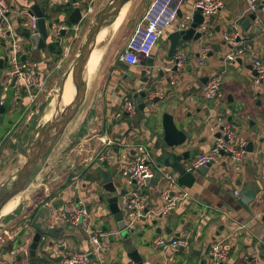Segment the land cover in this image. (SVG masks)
Masks as SVG:
<instances>
[{"label": "crops", "instance_id": "crops-1", "mask_svg": "<svg viewBox=\"0 0 264 264\" xmlns=\"http://www.w3.org/2000/svg\"><path fill=\"white\" fill-rule=\"evenodd\" d=\"M6 1L11 9L8 28L15 30L22 27L25 30L30 29L29 17L25 11H21L30 8L35 2L44 4L49 0ZM107 1L97 0L96 10ZM136 1L128 7L125 19L122 16L121 20L124 21H121L117 30L121 34V30L126 28L127 32L121 42L124 44L122 53L151 2L139 1L135 8ZM196 1L180 0L178 22L159 39L151 56L143 57L139 64L131 65L123 61L122 53L116 61L106 62L105 49L94 77H98V89L91 93L88 89L84 104L52 151L48 164L24 192L23 200L20 202V195L5 214L20 202L19 205L1 218L0 235L10 226L21 228V231L12 240L5 243L0 241V264H18L21 256L13 257L10 251L15 249L17 242L22 244L25 241L30 247L36 232L32 221L41 207L51 209L53 217L50 226L62 227L63 230L59 237L44 235V245L38 248L36 258L30 255L26 260L29 264H59L60 256L63 259L68 253L89 250L91 243L85 231L80 227L69 228L60 217L68 201L86 203L96 226L111 233L106 239L104 258L96 261V264H132L127 253L134 248L144 256L145 264H214L209 254L211 245L231 232L234 233L233 247L228 260L221 264H264V232L260 230L264 225V79L259 85L252 83L256 75L253 54L258 53L264 62V27L255 18L251 20L250 28L245 30L238 19L252 14L247 11L246 1L224 0V9L214 17L205 18V23L197 28L203 33L199 39L180 42L177 48L185 50L189 60L185 67L174 71L175 59L169 56L171 42L168 34L183 28L181 25L184 23L185 29L190 27L196 13ZM65 3V0H56L48 11V19L61 17ZM75 6L72 4L70 12ZM65 17L66 20L60 24L69 28L65 35L62 34L60 43L53 48L33 51L26 37L21 33H12L22 38L21 57L26 54V58L21 60L37 65L42 89L35 100L30 98L24 88L9 90L4 98L2 104L6 111L0 113L1 165L11 163L7 156L13 149L16 150V141L27 144L29 139L24 133H29L33 128L27 126L33 113H40L41 108H44L41 97L47 91L45 87L51 82L50 77L61 70L60 76L54 78L57 83L65 74L62 69L71 49L70 40L83 26L82 21L71 23L67 20L68 15ZM93 17L89 18L90 22ZM20 18L23 19L21 22ZM75 26L79 27L78 31L73 28ZM235 31L240 36L235 41H226L224 35ZM10 39L7 36L0 38V64L3 65L0 69V95L10 67ZM242 44L250 45L252 52L225 62L226 53ZM59 51H62L61 54ZM205 53L204 64L201 65L199 60ZM5 57L8 60H3ZM150 58L154 59V68L148 64ZM61 61V67L55 68ZM167 67L171 68V72L167 71ZM152 69L154 74L149 77ZM160 70L163 76L159 75ZM217 73L223 74L224 96L219 100H205L202 96L205 84ZM142 91L147 92L143 98L145 109L138 108L133 115L123 113L125 99L131 98L137 102L136 97L129 95L137 93L139 96ZM156 97L158 101H154ZM164 112L173 114L179 128L190 135L188 143L179 148V151L191 150L192 157L187 164L197 155L211 149L221 123L230 124L246 142L247 156L240 164L224 157L220 162L211 164L205 175L195 170L196 180L192 186L177 184L175 188V191H187L189 195L179 202L174 211L162 217L156 214L162 204L157 198L165 180L158 185L149 184L146 187V193L150 196L149 211L144 216L146 220L140 219L135 224V231L131 232V239L124 240L107 202L113 194L103 188L105 173H109L116 183L119 206L123 210L126 195L133 183L124 176L123 171L136 161L133 155L135 146L142 145L145 148L155 170L160 167L157 159L162 156L161 146L165 144L162 125ZM251 147L253 151L249 150ZM17 156L22 158L18 152L13 158ZM16 162L22 161L18 159ZM0 175L3 173L0 172ZM123 190L124 193H121ZM252 195L256 197L247 208L244 203L247 204ZM21 220H25V223L17 225ZM40 221L42 218L38 219ZM26 230L30 232L29 235L25 234ZM185 235L190 240L188 248L175 250L155 243L160 236L172 239ZM51 242L52 246L49 245Z\"/></svg>", "mask_w": 264, "mask_h": 264}, {"label": "built area", "instance_id": "built-area-1", "mask_svg": "<svg viewBox=\"0 0 264 264\" xmlns=\"http://www.w3.org/2000/svg\"><path fill=\"white\" fill-rule=\"evenodd\" d=\"M55 3L56 0H49ZM66 2L68 0H65ZM247 11L256 14V21L264 27V0H245ZM82 10V21L86 18H92L96 10L97 0H78ZM180 0H151L141 21L133 31L127 41L126 48L121 54V59L131 65H137L141 62V56L148 58L151 56L159 39L172 29L177 21ZM225 7L224 0H197L195 4L196 11H199L205 18L218 15ZM11 12L10 6L6 0H0V38H6L8 17L7 12ZM29 17L31 31L38 29V17L35 14L28 13V9L22 10ZM22 14V13H21ZM190 17L188 16V20ZM185 29V23L181 25ZM69 28L61 24L56 25L53 29V35L56 39H62L60 31ZM76 31L78 26L73 27ZM240 34L235 31L231 34H225L226 41H235ZM22 38L11 36L9 50V70L6 74V81L1 87V102H3L9 90L23 89L27 91L30 98L35 100L37 93L42 89V79L39 75L36 64H29L21 60ZM247 52H252L250 45L242 44V46L234 47L224 57L225 62L234 61L237 57ZM68 54V53H67ZM65 54V56H67ZM206 53L199 60L204 64ZM177 59L178 69L186 66L189 56L187 52L181 48H177L174 54ZM59 62L55 68L61 67ZM253 66L256 70L255 83L260 84L264 79V62L258 53L253 54ZM54 69V68H53ZM52 69V70H53ZM167 71L171 72V68L167 67ZM202 96L205 100H219L223 94V74L217 73L210 77L205 84ZM154 95L151 96L153 100ZM194 100V97L191 98ZM138 104L131 98H126L122 107L123 113L133 115L137 113ZM218 134V136H217ZM217 134L214 145L206 153H202L194 157L189 164L186 165L188 171L197 170L204 165L215 164L220 162L224 157H229L232 161L240 164L247 156L246 142L237 134L236 130L228 123H221L217 128ZM134 157L136 161L130 163L124 169L123 174L133 181L132 188L126 195L123 211L127 217L128 227H133L147 212L150 196L146 193V187L150 184V180L155 175V169L150 162V157L142 145L134 148ZM165 185L161 190L158 201H161L160 210L156 213L159 216L170 214L176 209L179 202L187 197V191H175L177 185V175L169 170L163 171ZM238 193V192H237ZM264 203V197L263 201ZM60 217L64 220L69 228L80 227L88 235L92 246L89 250L71 252L63 256L59 264H96L104 258L107 249L106 239L111 233L100 229L96 226L91 211L86 203L68 201L62 211ZM21 229L9 230L5 229L0 235V241L5 243L14 239L20 233ZM234 233H230L225 237L217 239L210 248L209 254L214 264H221L228 260L233 244L232 238ZM41 240H45L42 236ZM156 245H162L165 248L177 250L180 247L188 248L190 240L188 235L167 239L160 236L156 240ZM105 252L103 253V251ZM10 254L13 257L18 255L27 260L30 257V248L28 246L19 249H11ZM8 264V263H7Z\"/></svg>", "mask_w": 264, "mask_h": 264}, {"label": "water", "instance_id": "water-1", "mask_svg": "<svg viewBox=\"0 0 264 264\" xmlns=\"http://www.w3.org/2000/svg\"><path fill=\"white\" fill-rule=\"evenodd\" d=\"M133 1L134 0H108L95 13L91 21V26L86 33L85 39L79 47V52L76 56V59L73 62L71 69L65 73L62 79L60 90L56 95V112L54 113L53 117L49 121H46L37 134H34L32 137H30L26 145H23L19 141L15 142L16 151L25 157V161L4 182L0 183V221L3 216L2 211L6 205L17 196L23 194L33 183L36 176L48 164L47 161L52 151L55 149L59 140L64 135L67 127L75 119L76 115L84 104L88 91V82L85 79L86 65L90 57V53L96 45L99 33L108 25L114 23L123 7L127 4H131ZM72 4H76V6L70 12ZM79 4L80 3H78V0L67 1L65 3V7L63 8L61 17L58 16L55 19H48V11L53 8L54 4L50 1H46L44 4L35 2L30 5V8H28V13L35 14L38 17V29L31 31L30 29L22 30V27H19L18 29L13 30L8 28L7 22V30L5 34L7 37H11L14 36L12 35L13 32L16 34L21 33L29 41L30 47L33 51H38L45 48H53L55 44L60 43V41L53 35V29L57 24L59 25L66 20V15H68L67 20L71 23H80L82 21L81 5ZM10 13V11L7 12L5 16L9 17ZM255 18L256 14L252 13L249 17L243 16L239 18L238 22L245 30H248L250 28L251 20H254ZM22 20L23 19L20 18L19 22ZM204 23L205 17L199 11H196L189 28L175 29L169 32L168 39L171 42L169 56H174V53L182 40H190L191 38L199 39L203 33L197 31V28ZM66 32L67 28H64L60 31V33L63 35H65ZM2 44L5 45V42H2ZM25 58L26 54H23L21 59L25 60ZM141 58H143V56H141ZM3 60H8V57H5ZM148 62V64L154 68V59L150 58ZM177 62V59H175L173 66L174 71L178 70ZM2 67L3 65L0 64V69H2ZM153 74L154 69L149 72V77H151ZM159 75L163 76V71L160 70ZM70 76L75 89V95L73 101L69 105H65L62 108V104L60 102L62 100L66 82ZM146 95L147 92L142 91L139 93V96L137 93L129 96L136 97L138 108L143 110L146 107V103L143 99ZM154 101H158V97H156ZM211 101L214 100L211 99ZM231 108L233 109V107ZM5 111L6 107L1 103L0 95V113ZM39 118H41L40 113H33L27 126L31 125V127H35L39 122ZM162 125L164 132L163 139L165 144L164 146H161L162 156L157 159V164L160 167L156 169L154 177L150 180V184L158 185L160 182H163V171L170 169L177 174V184L179 186L190 187L196 180L195 170L188 171L186 169V164L188 160L191 159L192 153L190 149L179 151L180 147L188 143L190 135L186 130L179 128L175 116L171 113H163ZM261 141H263V139H261ZM249 150L253 151L252 147ZM13 161H15V159H13ZM210 165L211 164L202 166L198 169V172L205 175L207 168ZM105 180L106 181L103 184L104 190L109 194H113L107 199L110 211L118 222V227L121 230L124 240H130L131 232L135 231V225L131 228L128 227L126 214L119 206L120 196L118 194L116 183L111 178L109 173H105ZM121 193H124V190L121 191ZM255 197L256 195L249 196L248 203H244L247 208H249V204L255 199ZM148 211L149 208H146L145 212ZM52 215L51 209L47 207H41L33 218L32 225L36 229V232L29 247L32 258H36L38 248L40 245H44L42 244L43 242L41 240L43 235L59 237L63 230L62 227L50 226L49 222L53 217ZM39 218H42V221L38 222ZM142 218L146 220V217ZM260 230L264 232V225L260 227ZM157 232L160 233V229H158ZM49 245L52 246L53 242L49 243ZM127 256L129 257L132 264H145V258L141 253H139L137 248L130 250L127 253ZM165 257L169 258V256ZM58 260H62V256H60Z\"/></svg>", "mask_w": 264, "mask_h": 264}, {"label": "rangeland", "instance_id": "rangeland-1", "mask_svg": "<svg viewBox=\"0 0 264 264\" xmlns=\"http://www.w3.org/2000/svg\"><path fill=\"white\" fill-rule=\"evenodd\" d=\"M139 1H142V0H138V1L135 2V6H134L135 8H136V4L139 3ZM131 4H129V6ZM81 24L83 25V26H81V29L77 32V34H73L74 36L72 38V41L70 40L71 49H70V52L68 54V58L65 61L64 67L62 69L63 71H65V73H67L71 69L72 64L75 61L76 56H77V54L79 52V47H80L81 43L84 41L86 33L88 32V30H89V28L91 26V22H90L89 18L84 19L81 22ZM121 31H122L121 34H120L119 31H117V33H115L113 36H111L109 38V40L107 41V43H106V49H107V57H106L107 60H106V62L108 60L109 61L110 60L116 61L117 59H119L120 54L123 51V47L122 46L124 44H121V42L124 40L123 36L127 32H126V28H123V30H121ZM60 74H61V70L60 71H56L52 75V77H50V79H49L51 82L48 84L47 87H45L47 89V91L45 90L43 92V96L41 97V99L43 101V107H44V108H41V111H40V117L41 118H40L38 124L35 127H33L32 130L29 131V133L28 132L24 133L25 137H27L28 139H30V137H32L34 134H37L40 131L41 127L46 123V121L43 120V115L45 114L46 109L50 108L49 104L52 101V99L57 97L56 95L58 94V92L60 90V85H61L62 79H63V77L65 75L64 74L62 79L60 78V80L56 83L54 81V78L56 79L58 76H60ZM97 78L98 77L96 76V78L90 84H88V89H89L90 93L95 91L96 89H98L97 86H96V85H98V82L96 81ZM52 81H54V82H52ZM252 83L256 85L255 79H253ZM61 107L63 108L64 106L62 105ZM55 112H56V106H55ZM16 153H17V151L15 149H13V151H11L10 156H7V160L11 161V163L9 165L8 164L7 165H1L0 164V168H1L0 172L3 173L2 176L0 175V183L4 182L6 180V178H8L12 174L11 172L12 171L14 172L15 168H19L23 164V162L25 161V157L24 156H22V158H18L19 156L13 158L16 155ZM79 155L82 156V153H79ZM12 159H16V160L21 159L22 162L19 163V162H16V160L13 161ZM24 223H25V220H21V222H18L17 225H19V224L23 225ZM8 229L9 230H18V227L10 226V227H8ZM19 229H21V228H19ZM25 234L29 235L30 232L26 230ZM105 244H106V241H105ZM23 246L24 247L28 246V243H26L24 241L22 244H18V242H17V243H15L14 248L15 249H19L20 247H23ZM91 246H92V243H91ZM104 252H105V250L103 251V253ZM18 264H29V261H26L24 258H21L18 261Z\"/></svg>", "mask_w": 264, "mask_h": 264}, {"label": "bare ground", "instance_id": "bare-ground-1", "mask_svg": "<svg viewBox=\"0 0 264 264\" xmlns=\"http://www.w3.org/2000/svg\"><path fill=\"white\" fill-rule=\"evenodd\" d=\"M128 7L129 4L125 5L122 9V11L120 12L119 16L117 17V19L115 20L114 23H112L111 25H108L107 27H105L98 35L97 38V42L96 45L94 46V48L92 49L91 53H90V57L88 59L87 65H86V70H85V79L88 82V84H90L94 77L95 74L97 72V68L99 66V63L101 61V58L105 52L106 49V43L109 40V38L116 33V31L119 29L120 25L122 24V22L125 19L124 15L125 13L127 14L128 12ZM124 15V19L123 21L122 16ZM122 21V22H121ZM75 95V89L72 83V79L71 76L68 78V81L66 82L65 88H64V93L62 95V100H61V104L63 106L65 105H69L74 98ZM50 108H48L45 112V114L43 115V120L44 121H49L54 113H55V106H56V98H54L52 100V102L49 104ZM20 196V195H19ZM19 196H17L15 199H17ZM25 197V194H21V200L20 202L23 200V198ZM13 199L12 201H10L6 207L3 209L2 211V215H8L10 214L18 205L16 204V206L14 207L13 210H11L9 213L5 214L6 211L8 210V208L11 206L12 202L15 200Z\"/></svg>", "mask_w": 264, "mask_h": 264}, {"label": "trees", "instance_id": "trees-1", "mask_svg": "<svg viewBox=\"0 0 264 264\" xmlns=\"http://www.w3.org/2000/svg\"><path fill=\"white\" fill-rule=\"evenodd\" d=\"M62 51H59V53L61 54Z\"/></svg>", "mask_w": 264, "mask_h": 264}, {"label": "flooded vegetation", "instance_id": "flooded-vegetation-1", "mask_svg": "<svg viewBox=\"0 0 264 264\" xmlns=\"http://www.w3.org/2000/svg\"><path fill=\"white\" fill-rule=\"evenodd\" d=\"M2 103V102H1Z\"/></svg>", "mask_w": 264, "mask_h": 264}]
</instances>
